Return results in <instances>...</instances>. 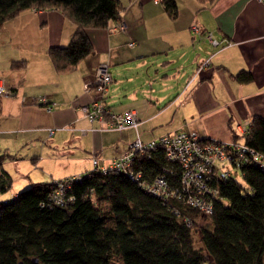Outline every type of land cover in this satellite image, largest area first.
I'll return each mask as SVG.
<instances>
[{"label": "crops", "instance_id": "obj_1", "mask_svg": "<svg viewBox=\"0 0 264 264\" xmlns=\"http://www.w3.org/2000/svg\"><path fill=\"white\" fill-rule=\"evenodd\" d=\"M119 1L125 32L114 23L88 30L93 53L69 73H55L48 57L75 31L58 10L23 11L0 30V78L10 93L0 97V156L11 178L0 202L36 183L89 173L92 157L106 167L137 137L147 142L193 131L201 139L229 141L230 127L264 117V3L173 0L172 19L152 0ZM192 24L229 44L212 47L191 33ZM206 60L209 66L197 72ZM14 62L21 65L11 68ZM99 62L109 64L112 77L106 106L115 114L134 111L136 128L101 130L84 116L93 98L84 83ZM240 72L250 73L251 81H235ZM41 97L47 104L36 101Z\"/></svg>", "mask_w": 264, "mask_h": 264}, {"label": "trees", "instance_id": "obj_2", "mask_svg": "<svg viewBox=\"0 0 264 264\" xmlns=\"http://www.w3.org/2000/svg\"><path fill=\"white\" fill-rule=\"evenodd\" d=\"M197 1L208 6L215 2ZM157 4L176 17L173 0ZM32 9L58 10L75 26L65 47L48 51L55 73L63 74L93 53L88 30L106 29L111 23L115 28L123 6L119 0H0V30ZM19 65L14 62L11 68ZM233 78L243 84L252 76L240 72ZM250 122L244 137L229 126L232 139L264 155V117L251 116ZM3 157L2 193L11 184L1 168ZM130 168L143 180L164 176L174 185L180 178V168L166 160L161 148L136 153ZM243 172V183L219 182L220 198L208 217L180 200L154 197L139 181L114 170L82 175L68 189L73 200L65 206L48 200L52 183L33 184L0 202V264H264V171L247 166ZM184 216L192 218V226L185 225Z\"/></svg>", "mask_w": 264, "mask_h": 264}, {"label": "built area", "instance_id": "obj_3", "mask_svg": "<svg viewBox=\"0 0 264 264\" xmlns=\"http://www.w3.org/2000/svg\"><path fill=\"white\" fill-rule=\"evenodd\" d=\"M160 3L162 0H152ZM264 3V0H257ZM119 32H125L123 22L115 24ZM190 31L196 36H201L214 48L228 45L220 42L210 32H202L197 24L190 26ZM132 45V44H131ZM209 61H203L198 71L209 66ZM112 83L110 68L107 63L96 66L94 77L84 83V91L93 95L90 103L82 108L86 119L92 124L99 123L101 130L122 132L129 128H136L139 119L134 111L115 114L106 106L108 88ZM9 90L3 78H0V97L8 96ZM25 101V99H22ZM47 104L45 97L36 100ZM35 101V103H36ZM251 126L250 120H245L236 126V133L244 137ZM53 130H49V135ZM161 148L168 162L178 165L180 178L177 184L172 185L164 176H156L150 180H143L139 172H134L130 165L138 152H147ZM93 170L106 173L109 170L121 172L134 181H139L140 187L150 195L166 200H180L183 205L195 209L204 216L213 213L214 202L220 198L219 182L244 176L247 166L259 168L264 171V155L249 148L243 140H206L201 139L193 131L177 132L160 136L157 139L143 142L139 137L130 144L129 149L118 155L108 166H99L96 157H92ZM81 179V175L71 176L61 180H54L53 188L48 200L56 206H65L73 200L68 195L71 184ZM16 197V196H15ZM13 199V198H12ZM176 216L180 215L179 209H173ZM185 225L192 226V218H182Z\"/></svg>", "mask_w": 264, "mask_h": 264}, {"label": "rangeland", "instance_id": "obj_4", "mask_svg": "<svg viewBox=\"0 0 264 264\" xmlns=\"http://www.w3.org/2000/svg\"><path fill=\"white\" fill-rule=\"evenodd\" d=\"M237 180H238L239 182L243 183V182H242V179H241L240 177H237ZM195 245L197 246L198 244L196 243ZM114 264H120V263H119L118 260H115V261H114Z\"/></svg>", "mask_w": 264, "mask_h": 264}, {"label": "water", "instance_id": "obj_5", "mask_svg": "<svg viewBox=\"0 0 264 264\" xmlns=\"http://www.w3.org/2000/svg\"><path fill=\"white\" fill-rule=\"evenodd\" d=\"M19 264H22L21 262Z\"/></svg>", "mask_w": 264, "mask_h": 264}]
</instances>
